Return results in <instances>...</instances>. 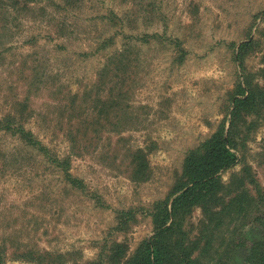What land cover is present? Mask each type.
I'll return each mask as SVG.
<instances>
[{"label":"rangeland","instance_id":"1","mask_svg":"<svg viewBox=\"0 0 264 264\" xmlns=\"http://www.w3.org/2000/svg\"><path fill=\"white\" fill-rule=\"evenodd\" d=\"M243 76L264 92V0H0V118L48 151L0 129L3 263L88 264L118 243L103 264H124L187 150L227 125ZM244 116L219 173L221 220L184 216L196 264H243L264 240L250 221L252 199L264 204V104Z\"/></svg>","mask_w":264,"mask_h":264},{"label":"trees","instance_id":"2","mask_svg":"<svg viewBox=\"0 0 264 264\" xmlns=\"http://www.w3.org/2000/svg\"><path fill=\"white\" fill-rule=\"evenodd\" d=\"M247 45V42H242L236 47L235 60L239 66H242L243 53L246 52ZM231 98L227 125L219 124L218 128L198 146L187 150L182 159L180 175L172 187L173 196L170 200L155 201L148 209L152 222L151 234L139 242L133 253L124 259V264H196L197 259L191 254L193 250L185 243L186 232L182 225L184 216L192 208L199 207L208 219L215 217L217 221L221 220L220 215L228 205L222 201L228 198L225 199L226 196L220 194L222 184L219 173L236 161L239 126L244 121V115L256 112L258 106L264 104L262 89L244 76L238 80ZM11 124L12 120L9 118H0V129L18 131L20 137L30 146L47 155L46 147L34 139L30 131L12 127ZM52 161L58 163L59 160ZM70 180L75 184L80 183L75 177ZM235 195L236 193L231 194V201L237 202ZM261 199L259 197L252 199L253 213L250 221L255 225L261 220L264 222V204L261 203ZM240 210L241 208L234 213L237 214ZM130 212L132 211L127 210L122 213ZM233 216L231 214V220ZM239 241L245 239L237 237L234 246H238ZM121 251L120 244L112 243L104 256L101 252L96 260L88 264H103L104 261L111 263ZM235 260H232L231 264L239 263L238 259ZM0 264H4L1 257ZM243 264H264V240L248 245Z\"/></svg>","mask_w":264,"mask_h":264}]
</instances>
